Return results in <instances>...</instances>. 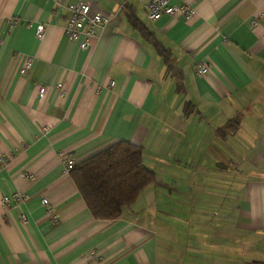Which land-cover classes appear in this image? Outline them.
Masks as SVG:
<instances>
[{"label": "crops", "instance_id": "crops-1", "mask_svg": "<svg viewBox=\"0 0 264 264\" xmlns=\"http://www.w3.org/2000/svg\"><path fill=\"white\" fill-rule=\"evenodd\" d=\"M76 1L109 17L87 49ZM187 1L151 21L145 0H0V264H264V0ZM120 140L156 179L96 219L67 161Z\"/></svg>", "mask_w": 264, "mask_h": 264}, {"label": "trees", "instance_id": "trees-1", "mask_svg": "<svg viewBox=\"0 0 264 264\" xmlns=\"http://www.w3.org/2000/svg\"><path fill=\"white\" fill-rule=\"evenodd\" d=\"M143 34H150L143 25L132 18ZM169 69L173 68L170 52L160 45ZM240 123L239 116L219 129V133L234 132ZM143 147L127 140H120L78 162L70 170L77 188L96 219L111 220L121 217L123 209L138 198L143 189L155 182V172L143 160Z\"/></svg>", "mask_w": 264, "mask_h": 264}, {"label": "built area", "instance_id": "built-area-1", "mask_svg": "<svg viewBox=\"0 0 264 264\" xmlns=\"http://www.w3.org/2000/svg\"><path fill=\"white\" fill-rule=\"evenodd\" d=\"M145 7L147 10L148 18L151 21H155L161 18L163 15H192L194 12L193 3L190 1L184 2L182 4H173L172 0H145ZM68 20L65 26V31L68 37L79 43L82 49H87L91 45V39L95 36L96 28L104 26L109 22V17L101 11H93L90 2L88 1H76L68 6ZM45 32V26L39 24L36 28V36L42 38ZM33 56L25 55L22 59L21 65L19 67V72L21 74H26L31 70L33 66ZM208 67L205 64L199 65L198 72L206 73ZM59 87L62 85L59 83ZM46 91V87L40 86L37 94L43 96ZM77 162L74 158H69L67 161L66 169L70 171L75 167ZM28 198V195L22 191L16 192L12 197L6 198L5 202L24 201ZM43 204L46 206H51V201L47 198H43ZM23 219L26 217L23 216Z\"/></svg>", "mask_w": 264, "mask_h": 264}]
</instances>
